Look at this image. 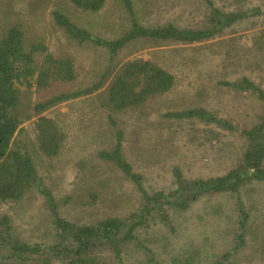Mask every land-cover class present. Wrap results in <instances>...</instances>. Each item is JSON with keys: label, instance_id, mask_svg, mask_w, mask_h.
Returning <instances> with one entry per match:
<instances>
[{"label": "rangeland", "instance_id": "obj_1", "mask_svg": "<svg viewBox=\"0 0 264 264\" xmlns=\"http://www.w3.org/2000/svg\"><path fill=\"white\" fill-rule=\"evenodd\" d=\"M134 17L145 27L171 23L183 28L202 27L209 12L204 0H132ZM225 12L264 9V0H211ZM31 0H0V33L13 21L25 16L27 26H35L46 53L72 55L81 76V88L101 81L105 70L117 71L128 60H155L175 77V88L166 96L143 107L111 115L101 106L110 75L104 87L85 97L57 102L42 112L32 108L42 92L30 79L23 90L22 110L31 114L15 134L12 149L27 153L43 185L52 193L57 211L71 221L86 224L102 215L138 212L141 200L131 183L117 186L118 199L105 194L109 182L122 174L100 153L115 148L134 172L144 178L149 192L168 191L175 182V169L188 182L219 177L241 164L245 141L242 130L250 128L264 110L257 93L233 90L226 83L247 78L264 92V15L247 19L226 30L220 37L203 44L168 43L123 50L112 56L92 43L82 46L66 39L53 21L57 9L80 28L102 40H111L128 28L129 15L118 0H107L97 14H87L70 4L41 0L27 16ZM51 96L57 94L51 93ZM203 107L215 117L230 122L232 131L199 120H177L167 114ZM52 119L63 139L58 157L49 158L39 149L36 121ZM92 194L95 198H91ZM239 198L248 213L245 243L238 246L235 207L237 197L219 194L202 198L185 211L168 210V220H149L135 231L137 240L122 252L124 264H172L192 259V264H264V183L253 181L241 189ZM96 199L94 209L90 202ZM9 218L10 234L31 246H51L55 234L46 199L36 189L20 201L0 202V219ZM100 256L109 260V250ZM57 264V263H54Z\"/></svg>", "mask_w": 264, "mask_h": 264}, {"label": "trees", "instance_id": "obj_2", "mask_svg": "<svg viewBox=\"0 0 264 264\" xmlns=\"http://www.w3.org/2000/svg\"><path fill=\"white\" fill-rule=\"evenodd\" d=\"M57 3L70 4L74 9L87 14H97L107 0H54ZM129 15V26L116 38L102 40L72 21L59 7L52 12L55 26L66 39L79 46L92 43L105 48L112 56L127 49L143 48L140 41L151 47H160L168 43L195 45L203 44L220 37L235 24L248 16L264 15V9L254 8L246 12H225L214 6L211 0H204L208 7L207 19L202 27L183 28L166 23L158 27H145L134 17L132 0H118ZM28 3L27 16L33 12L36 3ZM62 2V3H61ZM21 22L13 21L0 33V202L20 201L27 192L36 189L46 199L53 218L55 238L51 246L33 245L11 237L9 218L0 219V264H124V248L135 242L137 228H144L147 222L160 218L167 223L168 210L185 211L202 198L221 194L237 197L235 216L238 246L245 243L248 227V213L239 198L241 189L253 181L264 183V112L259 115L250 128L241 135L245 141V150L241 164L219 177L184 181L175 169V182L168 191L149 192L144 187V178L134 172L121 153L118 142L111 151L100 153V157L113 163L122 178L109 182L110 188L101 195L108 194L119 198L117 186L131 183L140 194L141 205L138 212L126 215L107 213L99 219L86 224L63 218L57 211L52 193L43 185L27 153L12 149V142L19 127L31 119V114L22 110L23 90L30 89V79L36 75L35 84L42 92L40 100L32 110L41 115L57 102L85 97L100 91L110 78L105 99L101 106L111 115H119L130 109L143 107L146 103L166 96L176 85L174 75L155 60L134 59L123 63L117 71L105 70L101 81L92 86L81 88V76L75 69L72 55L46 53L45 46L38 40L36 30L27 26L25 16ZM233 90L247 89L257 93L264 110V92L255 84L243 78L234 83H226ZM56 93V96H51ZM167 117L181 120H199L221 129L232 131L230 122L215 117L203 107H193L167 114ZM37 140L40 151L49 158L58 157L63 136L57 124L50 118L39 117L36 121ZM91 198H95L92 194ZM99 203V202H98ZM96 199L90 202L92 207L98 204ZM107 249L112 258L106 260L100 256ZM155 264H157L155 262ZM172 264H192V259L173 260Z\"/></svg>", "mask_w": 264, "mask_h": 264}]
</instances>
